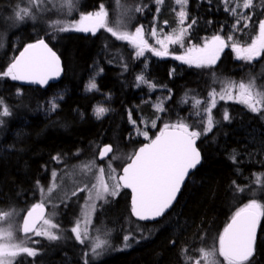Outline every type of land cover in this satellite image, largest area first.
<instances>
[{"label": "trees", "instance_id": "obj_1", "mask_svg": "<svg viewBox=\"0 0 264 264\" xmlns=\"http://www.w3.org/2000/svg\"><path fill=\"white\" fill-rule=\"evenodd\" d=\"M170 1L166 0L161 7H170ZM189 2L190 10L195 7V12L190 13L187 24L196 20L188 31L191 38L200 39L209 30L231 28V15L221 10L220 0ZM26 4L28 0H0V73L6 71L23 47L40 39L58 54L64 70L59 82L45 89L23 87L0 76V99L12 112L0 133V208L14 207L20 213L17 226L21 215L37 204V181L46 188L54 171L60 176L70 170L78 172L77 165L93 159L102 165L98 154L103 146L111 145L112 153H121L124 159L120 164L124 161V165L137 148L150 141L144 138L143 131L154 139L166 124L183 121L191 126L190 130L202 132L207 116L201 109L207 105L202 103L196 109L195 100L209 101L212 90L218 91L224 80L235 78L248 67L245 60L238 61L229 54L213 66L201 68L158 59L151 51L145 57H137L104 29L95 35L57 31L64 13L61 16L54 10L37 11L33 7L35 19L15 20L17 6ZM102 4L109 10V23L113 19V0H80L75 15L69 19L96 11ZM260 18L259 13H254L253 22L258 23ZM242 30L237 41L247 45L256 29ZM149 33L147 27L145 36ZM97 72H100L99 92L86 93V81ZM139 75L155 87L138 84ZM59 92L62 99L49 114L48 100ZM103 100L109 112L95 119L93 107ZM158 102L164 109L161 113L153 109ZM225 109L232 117L231 123L223 118ZM129 113L135 125L129 122ZM212 113L216 121L212 131L201 135L197 143L201 165L163 217L153 223L136 222L130 215L129 194L121 190L96 215V225L105 223L114 232L111 251L93 261L85 257V248L71 232L76 209L71 204L64 207L61 198H56L61 206L56 209L55 222L60 227L55 233L62 238L40 241L32 246L39 250V255L21 256L17 264L21 261L23 264H84L85 259L90 264H186V256L192 258L190 264H193L200 255V247L214 245L218 249V235L235 212L252 199L264 202V185L256 182L257 174L264 173V119L230 103H219ZM252 130L258 144L255 158L249 143ZM55 156L62 158L59 163L53 159ZM123 165H118V172ZM236 185L245 190L237 192ZM125 234L130 236V246L121 250ZM15 235L25 239L18 231ZM185 249L186 252L182 251ZM253 259L254 264H264V217H261Z\"/></svg>", "mask_w": 264, "mask_h": 264}, {"label": "snow or ice", "instance_id": "obj_2", "mask_svg": "<svg viewBox=\"0 0 264 264\" xmlns=\"http://www.w3.org/2000/svg\"><path fill=\"white\" fill-rule=\"evenodd\" d=\"M43 0H28L29 6H17L14 12V19L23 21L26 17L35 19L33 6L37 11L44 10L40 5ZM157 5V15L161 11V6L164 0H154ZM179 5L178 23L180 25L179 32L173 29L172 34L166 35L164 39H158L157 43L163 51L157 50L151 46L145 38V28L139 25L135 28V32L127 30V20L133 17L130 13L131 8H123L120 15V20L115 26L108 24L107 18L109 16L105 6L102 4L98 11L81 15L80 20L76 23H64L56 30L59 32L77 31V32H91L93 35L99 29H104L109 32L112 37L118 41H125L132 47L136 48V56L144 55L145 51H151L156 56H164L168 54V43H180L183 46L184 35L193 27L196 20L193 19L191 23L185 25V21L189 17L188 4L189 0H175ZM225 4L224 10L230 15L236 17L232 26L233 32L241 31L238 26L243 21L244 29H258V34L254 35L251 43L241 45L233 35H229L226 39L221 35H215L212 40L206 42L203 48H190L185 56H176L175 59L181 60L183 63L195 66L197 68L209 67L214 65L219 59V54L231 42L232 51L236 53L238 60H245L252 63L258 57L264 55V19H259L258 23L253 22V12H247L253 8L254 0H223ZM234 4V7H229ZM63 6L67 7L69 12L75 7V0H63ZM239 9V11H238ZM148 10V5L135 7L134 11L143 13ZM126 18V19H125ZM154 21L157 19L153 17ZM56 23H60L57 21ZM167 24V21L164 22ZM162 31V30H161ZM158 32L156 24L151 26V35L156 36ZM127 66L125 65V69ZM60 74V60L56 53L48 46L43 39L36 43L28 44L18 57H15L13 62L7 67L6 71L0 73V76L10 78L13 81H22L27 83L46 84L50 79L59 76ZM171 75V73H170ZM138 84H148L143 75L137 76ZM150 88L155 85L148 84ZM88 92L99 91L95 77L90 78L85 86ZM17 94L20 92L18 90ZM217 95L221 100H231L247 108L253 114L260 115L264 119V86H257L255 77L247 82L241 81L238 84L235 81L228 82L219 93L212 90L209 93L210 101L195 100L193 107L201 108V104H206L207 107L201 109L207 113V124L204 130H190L191 126L183 121L175 124H166L159 132L155 139H150L147 131L142 134L145 139L150 140L148 144L140 147L137 152L130 157L131 162L123 167V175L118 178L113 174L115 169L112 167L111 161L117 159L112 155L108 160V170L104 167H99L96 160L81 162L76 167L79 168L82 174H91L96 178V183L91 185L89 191V200H92V189H95V200H105L107 196L115 197L120 188H130L132 191V214L140 220H154L162 217L166 210H168L173 202L177 199L181 191L182 185L189 177L190 171L196 169L201 162V153L196 147V140L201 135H207L212 131L215 118L212 109L216 107ZM52 110H55L58 105L55 101L50 102ZM160 111H163L162 106H157ZM108 108L104 106L94 107V115L97 119H101L107 112ZM11 109L8 107L3 99H0V117L11 116ZM200 112H197L199 115ZM224 120L231 123L232 117L227 109L224 110ZM159 119V117H157ZM129 122L135 125V121L129 113ZM4 123L0 120V125ZM146 123V121H145ZM153 127L155 123L153 122ZM138 134L140 130L137 129ZM113 152L111 145L104 146L100 150L99 159L103 160L108 157L109 153ZM58 163L61 161L60 156L53 157ZM233 163H236L235 156L232 157ZM98 169L99 175H96L94 170ZM109 180H117L115 185H109L105 181V176ZM57 180V173L52 174L53 183L45 190L43 186L37 181V186L40 188L42 196L45 199H51V193L59 187L55 183ZM257 183L264 185V173L257 174ZM233 184H236L234 181ZM79 188V191H85L87 188ZM245 189L236 185L237 192H243ZM72 195H77L74 190ZM67 196V194H65ZM95 200L89 206L94 212L97 205ZM18 211L14 207L0 208V264H17L16 258L21 254L28 257H36L39 255V250L29 246V233L35 236H43L50 241H56L62 237L51 231L60 226L53 221L51 217L44 214V203H37L32 206L27 214L23 217L22 231L25 234V239L20 240L15 233L19 230L17 226ZM88 213H85V223H91L87 220ZM261 217H264V202H257L252 199L250 202L240 208L231 218V222L218 235V249L213 245L211 247L202 246L199 248V258L196 264H254V257L256 255V241L257 230L261 223ZM42 223L46 228L38 227ZM6 224V226H5ZM76 241L78 243H85L90 240L87 229L83 235L80 230V221L71 228ZM107 235V234H105ZM203 240V237H201ZM124 247L130 246L128 244L129 236L124 237ZM32 243H39V241H32ZM110 241L106 238H101L99 235L91 238L90 251L94 256L102 255L110 247ZM186 252L185 250H182ZM89 255L85 252V256ZM223 257V261L218 259ZM191 257L185 258L186 264H190ZM20 264H23L21 261ZM84 264H90L89 260L85 259Z\"/></svg>", "mask_w": 264, "mask_h": 264}, {"label": "rangeland", "instance_id": "obj_3", "mask_svg": "<svg viewBox=\"0 0 264 264\" xmlns=\"http://www.w3.org/2000/svg\"><path fill=\"white\" fill-rule=\"evenodd\" d=\"M258 1L259 0H254L255 3H257ZM79 2H80V0H75V7L77 6V3H79ZM165 2H166V0H164V3ZM145 4L148 5V10H152V9L155 10L157 8V5L154 3V0H150V1L149 0H128V3L124 2L123 0H113V4H112L113 5V7H112V10H113V14H112L113 19L108 24L110 26L117 25V23L120 20V15H121L122 9L123 8H131V9H133V11L130 13V15L133 18L130 19V20H127V30L130 31V32H135V28H136L135 24H137V23H139L140 25H143L144 28H145V31H146V28L149 27L150 28V33L148 34V36H145V38L148 40V42H149V44L151 46L155 47L157 50L163 51V49H161L160 45L157 43V40L158 39H164V37L166 35L172 34L173 29H176L177 30V33L179 32L180 25L178 23V12L180 10V7H179V5H177L175 3V0H171L170 1V8H172V10L174 11L173 12L174 20H169L165 16H164V18L162 20L161 19L159 20V16L158 15H155L157 17V19L154 21V19H153L154 16L148 15L149 17H147V16L144 17V13L146 12V10L143 13H137V12L134 11L135 7H137V6H143ZM27 6H29V4H26L23 7H27ZM234 6H235L234 4L232 6L230 5V7H234ZM253 6H254V4H253ZM33 7L35 8V6H33ZM40 7H46V8L49 7L50 9H44V11L54 10L55 13H57V14H60L61 13V16L64 13L65 16H62V20H63L62 21V24H64V23H76V22H78L80 20V17H81V15H79L78 17H75V19H69L70 16L75 15V13H76L77 10L74 7L69 12L68 8L63 6V0H43V3L40 5ZM252 9L253 8L248 9V10H244V11L252 12ZM98 10H96V11H98ZM106 11H108V13H109V10L108 9H106ZM238 11H239V9H238ZM93 12H95V11H93ZM93 12H90V13H93ZM86 14H88V13H86ZM260 16H261L260 19H264V12L261 13ZM28 19H32V18L26 17L23 21H26ZM109 19H110V13H109ZM235 19H236V17H234V16L231 15V19H230L231 20V28L228 31V33H225L224 30L223 31L215 30V31H213L214 32V35H221L222 38H225V37L227 38L229 35H233L236 38V40H237L238 34L239 33H242L243 30H241L240 32L239 31L233 32L232 26H233V24L235 22ZM107 21H108V18H107ZM165 21H167V24L164 23ZM186 21H185V23H186ZM153 24H156L157 29H158V32H157V35L156 36H152L151 35V26ZM238 27L240 29H243V21H241V24ZM80 33H84V32H80ZM257 34H258V29L256 30V34L255 35H257ZM190 38H191V35H189V32L184 35L183 46H181L180 43L173 44V43H168L167 41H165V43L167 44L168 53H172V54H175V55H186L188 53V50L190 48H193V47L199 48L200 45H198V44H200V43L197 44L196 42H193L192 41V38L191 39ZM211 40H212V38H211ZM211 40H206V42H209ZM119 42L125 44L128 47V49L132 53H134L136 55V51H137L136 48L132 47L131 45H129L125 41H119ZM146 52L147 51H145L144 54ZM220 54H221V52H220ZM233 54H234V58L236 60H238L236 58V53L233 52ZM140 57H145V55L140 56ZM238 61H242V60H238ZM254 61H256V64L254 63ZM254 61L252 63H249L247 61H244V62H246L248 64L247 65L248 67L246 69H244L243 71H240V73L237 74V76L235 78L234 77H231V78H228L227 80H224L223 83H222L223 85H221L220 89L218 91H216V92L219 93L221 91V89L223 87H225V85L228 82L235 81L238 84L241 81L247 82L248 80H250L253 77H255L256 83H257V86L258 87L264 86V55H262L261 57H258ZM217 62L218 61H216V63ZM99 75H100V72H97L96 74H94L93 76L90 77V78L95 77L97 86H98V82L97 81H98ZM90 78H89V80H90ZM89 80L86 81L85 86L89 82ZM85 86H84V91L86 93H97V92H99V91L88 92V91L85 90ZM62 95H63L62 92H59L58 94H56L53 97L49 98L48 104H47V106H48L47 111H48L49 114H51L54 111V110H52V107H51V103L50 102L55 101L56 104L58 105V103L62 99ZM210 99L211 98L209 96V101H210ZM216 100H217V105L219 103L236 104V105L240 106L241 108L245 109L246 111H248L247 108H245L241 104L234 103L231 100H221L218 95L216 97ZM98 105L99 106H104V107L108 108L106 106V100L100 101L94 107H96ZM157 106H161V102H158L153 107V109H155L156 111H158L159 113H161L162 111H160ZM94 107H93L92 113H93V117L95 119H97L96 116L94 115ZM108 112L103 117H105L108 114ZM248 112H250V111H248ZM254 115H257V114H254ZM206 116H207V113H206ZM6 118H8V117H0V120L5 121ZM1 126H3V124L0 125V133L2 132ZM254 134H255L254 133V130H252L250 132L251 138L249 140V143L251 145L250 146L251 149L254 148L251 152L253 153L252 156H254V158H255L257 156V154H258V151H255V148H258V144H257V142H256V140L254 138ZM112 155H115L117 157V159H114V160L111 161L112 167L115 169V172L113 174L117 177L118 174H119V172L117 171L118 170L117 167H118V165H123V162L124 161L121 164H120V161H122L124 159V157H122L121 153H119V152H116V153L114 152V153H112ZM112 155L108 159L102 161V165H98V166L99 167H104L106 169V171H107L108 170V160L111 159ZM94 171L96 172V175L98 176L99 175L98 169H96ZM56 173H57V180L55 181V183L57 185H59V187L57 189H55L51 193V199H47L46 200L45 197L42 196L41 191H40V188L38 189L37 194H36L37 195V203L43 202L44 203V206L49 209V212H48L47 217H51L53 219V221L55 222V216H56V212H57L56 209H57L58 206L59 207L61 206L56 201V198L57 199L58 198H61V200L63 201L62 205L64 207H66V206H68V205L71 204L74 207V209H76V216L74 217V221H73L72 227H74L76 225L77 221L79 220L80 221L81 234L83 235L85 229H87L88 234H89V237H90V240H91V238L96 237L98 235L101 238L108 239L109 241L110 240H113V239H111L112 233L114 232L112 230V228L111 227H108L107 225L106 226L103 225L105 223H103L101 225H96L95 219H96V215L98 214V212L100 211V209L104 205H106L112 198H115L118 194L115 197H113V196H107L106 197V201L107 202H105V200H95V189H92V200H89V198H88L89 197V191H88V189H91V185L97 182L96 181V178L94 176H92L91 174L85 175V174H82L80 171L75 172L74 170H70V172H68L65 175L63 174L62 176H60V174L58 173V171ZM49 181L50 182H49L48 186L46 188H44L45 190H47L49 188L50 184L53 183L52 176H51V178H50ZM105 181L109 185H115L117 183L116 180H109V179H107V175L105 176ZM85 184H87V186H88L86 188V190L85 191H79V188H84L85 187ZM74 190L77 191V195H75V196L72 195V192ZM120 191H121V188H120L119 192ZM55 194H56V196H54ZM65 194H67V196H65ZM93 200H95V203L97 205V207H96V209H95L94 212L89 207L91 205V203H92ZM85 213H88L87 220L91 221V223H88V224L85 223V219H86ZM19 216H20V213H19V215L16 218L17 221L19 219ZM21 217H22V215H21ZM20 220H21V218H20ZM0 223H4V222H0ZM20 223H21V221H20ZM20 223L18 225V228H19L18 232H20ZM5 226H6V224H5ZM39 227L46 228L47 226H43L41 224ZM51 231H53L55 233L56 229H52ZM105 234H107V235H105ZM19 235H20V233H19ZM126 235L129 236L128 234H125L123 236V238L121 240V250H125V249L128 248V247H124V244H125L124 237ZM29 237H30V240H29L28 243H29V246L30 247L35 246V245L38 244V243H32V241H39L40 242L42 240L47 239V238H45L43 236L37 237L34 234L30 235ZM90 240L85 241V243H83V244L78 243L80 246H82V247L85 248V252H88L89 253V255L87 257L85 256L87 259L90 258L93 261H97L104 254L109 253L111 251V249H112V246H110L106 251H103L102 255H100V256H94L91 253V251H90V247H89ZM129 243H130V236H129L128 244ZM110 245H111V242H110ZM21 256H24V254H21L20 256H18L16 258V260L19 257H21ZM218 259L220 261H223V257H219L218 256ZM196 260L194 261L193 264H196ZM200 264H203V261H201Z\"/></svg>", "mask_w": 264, "mask_h": 264}, {"label": "flooded vegetation", "instance_id": "obj_4", "mask_svg": "<svg viewBox=\"0 0 264 264\" xmlns=\"http://www.w3.org/2000/svg\"><path fill=\"white\" fill-rule=\"evenodd\" d=\"M190 3V2H189ZM205 4H206V2H205ZM206 5H208L209 6V4H206ZM220 7H221V10L223 11V12H226L225 10H224V8H225V4L223 3V0H220V2H219V4H218ZM231 6L233 5V4H230ZM230 5H229V7H230ZM173 10H172V8H170V7H161V11L159 12V14H158V16H159V20L161 19H163L164 18V16L165 17H167L169 20H174V19H172V16H173V18H174V15H173ZM188 12H189V16H190V13H193V12H195V7H193V9H191L190 10V5L188 4ZM248 12V11H247ZM252 12L253 13H263L264 12V0H259L257 3H255L254 2V6H253V9H252ZM228 13V12H227ZM148 15H150V16H155V15H157V13H156V9L155 10H146V12L144 13V17L145 16H148ZM189 22V17H188V19H187V21H186V23H185V25L184 26H187V23ZM226 31H225V33H228V31L230 30V27L228 28V29H225ZM257 30V29H256ZM240 32V31H239ZM239 34H241V33H239ZM239 34H238V36H239ZM256 33L254 32L253 33V36H252V38H254V35H255ZM213 35H214V32H211L210 30H209V32H208V35H204L202 38H200V39H198V38H192V41L193 42H196L197 44L198 43H200V44H198V45H200V47L199 48H202V47H204V45H205V43H206V40H211V38L213 37ZM224 35V34H223ZM215 36V35H214ZM237 36V39L239 38ZM225 39H226V37H225ZM252 40V39H251ZM251 40H250V42H251ZM238 42H240V41H238ZM249 42V43H250ZM232 48H231V42H229V44H228V46L227 47H225L224 48V50L221 52V54L219 55V59L217 60L218 62H220V60L226 55V54H229V56H231V55H233V57H234V54H233V51L231 50ZM149 52V51H148ZM176 56H185V55H175V54H172V53H168L167 55H164V56H157L158 57V59H169V60H173V61H175V62H177V63H181V64H183V65H187V66H189V67H195V66H190L189 64H186V63H183L181 60H178V59H175V57ZM217 62V63H218ZM254 63H256V61H254ZM211 66H213V65H211ZM211 66H209V67H211Z\"/></svg>", "mask_w": 264, "mask_h": 264}, {"label": "water", "instance_id": "obj_5", "mask_svg": "<svg viewBox=\"0 0 264 264\" xmlns=\"http://www.w3.org/2000/svg\"><path fill=\"white\" fill-rule=\"evenodd\" d=\"M37 42V41H36ZM36 42H33V43H36ZM46 43V42H45ZM31 44V43H30ZM27 46V45H26ZM25 46V47H26ZM49 46V45H48ZM25 47H23L21 50H20V52L15 56V57H18L19 55H20V53L24 50V48ZM50 47V46H49ZM51 48V47H50ZM52 49V48H51ZM53 50V49H52ZM54 51V50H53ZM55 52V51H54ZM56 53V52H55ZM56 55L58 56V54L56 53ZM14 57V58H15ZM59 57V56H58ZM14 60V59H13ZM13 60H12V62H13ZM59 60H60V74H59V76H56V77H54V78H52V79H50L46 84H43V85H41V84H36V83H27V82H22V81H16L19 85H21V86H23V87H34V88H40V89H45V88H47L49 85H52V84H56V83H58L59 82V80L62 78V76H63V70H64V68H63V63H62V61H61V59H60V57H59ZM11 62V63H12ZM155 139V138H154ZM150 141H148V142H145V143H143L140 147H142V146H144L145 144H148ZM197 143H198V139L196 140V147H197ZM139 147V148H140ZM104 148V146L101 148V149H103ZM139 148H137L136 149V151L135 152H137L138 150H139ZM100 149V150H101ZM197 149H198V147H197ZM199 151V150H198ZM134 152V153H135ZM99 153H100V151H99ZM112 155V153H109V155H108V157H105V159H103V160H101V159H99L100 161H104V160H106V159H108L110 156ZM133 156V155H132ZM98 157H99V154H98ZM131 162V160H129L126 164H124L123 165V167H125L128 163H130ZM201 165V162H200V164L199 165H197V167H196V169L199 167ZM123 167L121 168V170H120V173H119V175H118V177L119 176H121V175H123ZM196 169H194V170H191L190 171V174H189V177L191 176V174L196 170ZM117 177V178H118ZM188 177V178H189ZM188 178L186 179V181H185V183L182 185V188H181V191H182V189H183V187H184V185L186 184V182H187V180H188ZM122 188V190H124V191H126V192H128V194H129V206H130V215H131V217L133 218V220H135L136 222H140V223H153V222H156L158 219H160L161 217H158V218H156V219H154V220H140V219H138L136 216H134L133 214H132V191H131V189L130 188H123V187H121ZM181 191H180V193H181ZM180 193L178 194V196H177V199H178V197H179V195H180ZM177 199L173 202V205L176 203V201H177ZM173 205L168 209V210H166V213L173 207ZM31 209V208H30ZM29 209V210H30ZM28 211V210H27ZM27 211L23 214V216H22V219H21V223H20V235L21 236H23V237H25V234L23 233V231H22V225H23V217L27 214ZM165 213V214H166ZM44 214H45V216H47L48 215V210H47V208L46 207H44ZM164 214V215H165ZM163 215V216H164ZM162 216V217H163ZM231 222V220L228 222V224ZM42 223H40V224H38V227L41 225ZM227 224V225H228ZM260 226V225H259ZM259 226H258V230H259ZM258 230H257V235H258ZM33 233H29L28 234V236H30V235H32Z\"/></svg>", "mask_w": 264, "mask_h": 264}]
</instances>
